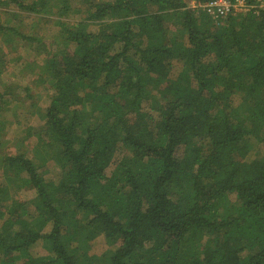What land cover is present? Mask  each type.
Instances as JSON below:
<instances>
[{"label": "trees", "instance_id": "obj_1", "mask_svg": "<svg viewBox=\"0 0 264 264\" xmlns=\"http://www.w3.org/2000/svg\"><path fill=\"white\" fill-rule=\"evenodd\" d=\"M191 1L0 0V264H264V9Z\"/></svg>", "mask_w": 264, "mask_h": 264}, {"label": "rangeland", "instance_id": "obj_2", "mask_svg": "<svg viewBox=\"0 0 264 264\" xmlns=\"http://www.w3.org/2000/svg\"><path fill=\"white\" fill-rule=\"evenodd\" d=\"M6 10H4L3 8H0V15L2 16H6L7 14L5 13ZM24 17L22 18L24 22L26 23H32L33 22V17L30 15H23ZM77 14H73L72 17H77ZM213 19V18H212ZM214 21L216 22V24L219 25V23L224 24L225 23V19H214ZM172 24V23H171ZM41 29L43 30V32L46 33L47 36H49L50 34L52 35L53 32H55L57 30V25H52V24H41ZM173 25L172 28L173 29ZM182 41H185L184 39H182ZM20 52L17 53L15 52L14 54H11V57L16 56L17 54H21L22 53V57L24 58H34L35 55L30 52L27 51L26 49H20ZM22 63L20 61H16L15 62V74L17 76L20 75L18 68L20 67ZM180 64L177 63L174 71H173V75L177 76V74L181 71L182 72V68H180ZM182 69V70H181ZM32 79H33V75L28 74L25 77V81L26 83H29L32 86L31 89V96H27L25 92H23V90L21 91V99L22 101H24L23 106L18 109V113H15V108L11 107L10 112H8V115H6L7 119L10 121L8 123L7 126V135L6 137H8L9 139H13L14 137H16L18 135V131H20L21 129H23V127H25L27 124L33 125V126H40L42 124V120L40 118L39 112H41L45 107H46V103H48L49 100V93H48V89L46 88L47 85H32ZM33 94H35V97L33 96ZM30 141L32 143L36 142V138H32L30 139ZM29 152H31V149H28ZM40 157L41 154H37V157ZM42 159V158H41ZM46 160L41 161L42 163H45ZM53 160H49L47 161L46 164V169L49 170L46 173V176H54L56 171L54 169ZM54 162V161H53ZM111 169H109L108 174H110ZM189 186V185H188ZM21 195H24L25 197H33V193L31 191H23L21 190ZM233 197V196H232ZM89 244V253L91 255L97 256L99 258V262L101 264H106L107 258L106 256L109 255V251L111 248H114L115 245H112L111 243H109L105 237L103 235H99L97 237L92 238ZM88 242V243H89ZM42 247V246H41ZM41 247H36L33 250L34 254H44V251L42 250ZM83 263H79V264H85V259L82 260Z\"/></svg>", "mask_w": 264, "mask_h": 264}, {"label": "built area", "instance_id": "obj_3", "mask_svg": "<svg viewBox=\"0 0 264 264\" xmlns=\"http://www.w3.org/2000/svg\"><path fill=\"white\" fill-rule=\"evenodd\" d=\"M190 6L194 9H202L214 19H226L231 14L246 13L251 10V6L247 5L244 0H209L204 3H198L194 0L190 2ZM256 11L264 9V0H257L254 5Z\"/></svg>", "mask_w": 264, "mask_h": 264}, {"label": "bare ground", "instance_id": "obj_4", "mask_svg": "<svg viewBox=\"0 0 264 264\" xmlns=\"http://www.w3.org/2000/svg\"><path fill=\"white\" fill-rule=\"evenodd\" d=\"M59 6V5H58Z\"/></svg>", "mask_w": 264, "mask_h": 264}]
</instances>
